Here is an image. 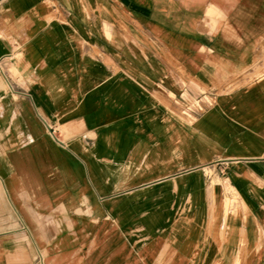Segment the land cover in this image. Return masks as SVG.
Instances as JSON below:
<instances>
[{"label":"crops","instance_id":"obj_1","mask_svg":"<svg viewBox=\"0 0 264 264\" xmlns=\"http://www.w3.org/2000/svg\"><path fill=\"white\" fill-rule=\"evenodd\" d=\"M0 264H264V0H0Z\"/></svg>","mask_w":264,"mask_h":264},{"label":"built area","instance_id":"obj_2","mask_svg":"<svg viewBox=\"0 0 264 264\" xmlns=\"http://www.w3.org/2000/svg\"><path fill=\"white\" fill-rule=\"evenodd\" d=\"M180 101L182 103V113L189 118L195 117L196 114L199 112L203 111L205 107L208 105H211L213 102L212 97L207 96L204 97L203 95L201 96H192L188 92H183L180 96ZM193 100L191 101L190 99ZM53 130V129H52Z\"/></svg>","mask_w":264,"mask_h":264},{"label":"rangeland","instance_id":"obj_3","mask_svg":"<svg viewBox=\"0 0 264 264\" xmlns=\"http://www.w3.org/2000/svg\"><path fill=\"white\" fill-rule=\"evenodd\" d=\"M194 97V96H193ZM191 101L193 100V98L192 99H190Z\"/></svg>","mask_w":264,"mask_h":264}]
</instances>
